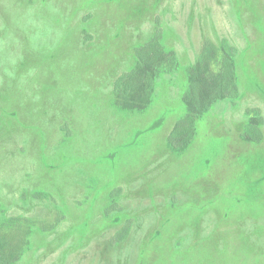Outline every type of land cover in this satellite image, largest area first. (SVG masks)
Returning <instances> with one entry per match:
<instances>
[{
    "label": "rangeland",
    "instance_id": "obj_1",
    "mask_svg": "<svg viewBox=\"0 0 264 264\" xmlns=\"http://www.w3.org/2000/svg\"><path fill=\"white\" fill-rule=\"evenodd\" d=\"M158 34L176 70L122 108L114 83ZM208 38L238 48L240 95L176 149ZM257 108L264 0H0V259L264 264V124L243 138Z\"/></svg>",
    "mask_w": 264,
    "mask_h": 264
},
{
    "label": "trees",
    "instance_id": "obj_2",
    "mask_svg": "<svg viewBox=\"0 0 264 264\" xmlns=\"http://www.w3.org/2000/svg\"><path fill=\"white\" fill-rule=\"evenodd\" d=\"M159 34L137 49L139 60L136 67L132 71L123 72L115 81L117 103L122 108L134 109L140 105L138 100L148 103L154 91V80L161 73L176 70V53L162 45ZM238 53V48L227 39H223L220 44L209 38L205 40L198 60L187 70L189 84L184 100L190 112L178 122L172 132L169 140L174 148H181L191 139L195 130V116L208 112L219 101H234L239 97L236 70ZM248 112L253 113L254 117L243 138L260 142L263 138L260 125L264 124V117L259 108ZM179 136L181 140H178ZM128 230L129 225L117 241L123 240ZM12 263L0 259V264Z\"/></svg>",
    "mask_w": 264,
    "mask_h": 264
}]
</instances>
